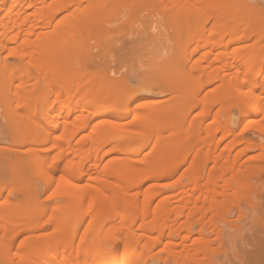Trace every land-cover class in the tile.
Instances as JSON below:
<instances>
[{
    "label": "rangeland",
    "instance_id": "obj_1",
    "mask_svg": "<svg viewBox=\"0 0 264 264\" xmlns=\"http://www.w3.org/2000/svg\"><path fill=\"white\" fill-rule=\"evenodd\" d=\"M54 1L57 4L61 3L60 6L63 3L59 0H57L59 2H57L56 0H53L52 3H51V0H45L46 3L40 4V5H44L43 7L40 5H37V4H36V7L33 5L32 6L33 8L32 7L29 8L26 6L28 9L26 8V10L24 11V13L27 15L30 13L36 14L35 11H37L38 8L39 9L37 11L38 12L37 14L41 13L40 10H42V14L45 12H48L49 15L45 14V16H47L46 17L47 18L46 24L49 21L48 18L49 19L51 18V20L49 21L51 23L48 22V24H47L48 26H46V27H48V29H50V30H48L47 28H45L44 30H46V31L48 30L47 31L48 34L54 33L55 34V41H58L57 43H59L60 45L61 44L64 45L63 47H65V48L67 46H70V44L72 43L71 44L72 47H67L66 50H63L61 52L58 51V53H57L53 50L54 52L52 51V53H57L58 58L55 57L56 60L52 61L53 62L52 65L47 67L46 65L40 66V65H43L42 64L43 62L40 61L41 64H39L40 62L38 59H37L38 60L37 63L34 62V61H37L36 60V58H38V57H36L37 53L33 52V53L29 54L27 49H25V51H23L24 50L23 48H26V45H24V43H23L24 38H26V36L28 37V35H27L29 33L28 28L30 30L29 22H26V19H25V17L27 15L23 14V11H21L19 7L12 10L9 3H5V0H0V23H1L2 27H4V25L6 23L8 24L9 27L14 26V28L7 31V33L0 35V151L2 150L0 152V153H2V154H0V173H1L0 179L3 181V184L0 185V198H1L0 199V205H1L0 207L2 208V206L5 202L4 199H6L7 194L12 199L17 200V202L19 201L18 202L19 206L17 207L18 210H16V212L12 213V212L6 211V214H4V212H5L4 211V212L0 213V215H1L0 216V218H1V221H0V264H61V263L64 264V262H66L67 264H71L69 261H67L68 255L69 256H72V255L76 256L77 254H75V253L79 252V250H81V251L78 253L80 255V258L77 259V262L79 261L78 264H96L100 261H103L106 259V257L111 256L112 254L107 253L106 256H102L103 253H101L99 256L100 257L102 256V257L99 258L98 254L100 252L99 253L94 252L93 254L91 253L93 259H90L91 257H89L86 260L82 257L83 256L82 250H85L83 248H86V250H88V252H91V250L93 249V243L92 242H91L92 244L91 243L88 244V242H87V245H84V243L82 241H80V240H83V237L84 238L86 237L85 233L88 232L87 230L90 228V225L92 223H93L92 224L93 227L96 226L95 231L97 232V234L99 232L103 233V234L100 233V237L102 236L100 241H103V239L105 240L106 235L108 237V238H106V242L107 241L112 242L113 240H116V239L120 240L119 242L121 244L119 243L120 247L118 248V251H117V254L119 255L118 256V263L119 264H129L130 259L127 257H124L125 259H123V257H122L123 256L122 254L125 253L124 251L130 253L129 250H130V248H132V246H127L125 241H124L125 239L128 240L129 238H127V237H129V236L130 237L132 236V240H136V241L140 242L139 248H144V250H147V247H149L150 245H153L151 252H148V250L146 251L147 257L145 259V264H183L184 260L182 261L180 259V257H182L180 254V250L183 246V245L181 246V243L183 241V236L189 234L190 238L194 240L195 238L200 237L199 230L201 227L200 223H196L192 229L193 233H190L189 231L186 230V226H184V225L181 226L180 223L182 221H180V218L184 219L185 215L183 213H181V210H179V208H177V207L181 206L182 208H180V209L184 208L183 210L187 211L188 208H186V207H188V206H184V204H183V203H185V201L184 202L181 201V204H180V202H177V203H179V205L177 204L178 206L176 208L181 213V216H180V213L178 215L177 212H175L176 216L177 215L180 216V218L178 219L179 225L177 224V221H176V223L173 222V218L174 219L176 218V216L174 215V211H176V210H174L173 214H172V215H174V217L172 216L173 217L172 221H170V222H172V224L170 225V222H169V224L165 225L166 226L165 230H164V227H163V229L161 228L162 230H164L163 231L164 233L156 231V230H153L154 232H151L150 229H148V231H146L147 229L144 230L143 228H141V226H143L145 224V222L147 223V227L149 224L152 223L153 220L151 221L150 218L151 217L154 218L153 214L155 211H153V209L155 210L157 204L160 203V201L158 200L159 196L161 197L159 199L162 200V197L165 195L162 193H167V192H170L171 190H178V188L181 191L183 189H186L194 180V178L192 180V177H191L193 174L195 175V179L200 178V177H197L199 170L197 172L196 168L203 169V171L201 172V173H203L202 176L207 177L209 169L213 166L212 164L214 163L213 161L215 158V157H213V154L215 152H214V150H212V149H214V139L211 140L210 138L206 137V140H205L206 143L202 142L203 144H201L200 141H197L198 144H196L195 143L196 141H192V140L188 139V140H190L188 142V141H186L187 139H185L187 144L184 143L185 141L183 143H184V146L186 148L184 146H181L179 148L182 150V151L179 150L181 153H179V151H178L179 154L178 155L176 154L177 156H174L175 157L174 162H173L174 157L170 158L172 160V162H170V164H168V166L167 165L164 166L163 171H164V173H167V172L170 173L171 168L173 169V167H175L177 164H179L181 162L182 165L180 164V169H178L176 171V173L169 175L171 177H169V176L161 177L162 179L160 177H159L160 179L155 178V180H157V181H155L153 179L154 181H152V182L149 181L150 184H148V182H147V184H146L147 186L145 185L146 188H148L154 192H156L157 190L161 191L160 195L158 197H156L157 201L155 198V201H154V203H152V206L150 203H148V204L141 203L142 202L141 201V202H138V203H141L140 205H137L138 207L136 206V204L134 205L135 207H133L131 204L132 203L131 199L135 196L130 194L133 197L129 200V202L126 201L127 207H125V205H124L126 202H121V201L119 203H116V204H115V202L111 203V204H104V205L100 206V208H103L104 211H106V212H103V209H100L96 206L93 207L94 204L92 205V203H90L91 200H90V197L88 198V195H85L84 197H82L81 200H75V199H80V198H77V196H73V195L80 194V191L86 190L85 188L88 189L87 179H86L88 176H86L87 173L85 171L89 172V169L90 168L92 169L93 168L92 165L94 164L90 160L100 158L99 160L102 163L101 167H103L104 165H106L109 162V160H112V158L115 160L119 159L118 156L124 157V156L128 155V156H126L127 158L133 157V159H135V158L140 159V157H141V159H142L145 156L151 157V155H153V150L151 153L150 152L148 153V151H150L151 148L154 149L156 144L158 143L159 136L157 137V134H159L158 132H160V129L156 126L157 127V130H156V127H155L156 124L152 125L151 127H146L145 129L143 128L144 130L143 129L140 130L142 132H139L140 134L138 133L137 135L139 136V135L143 134L142 136H139V137H141L142 140L137 139L136 137H135L136 139H129V138L127 139L126 138L125 140H124L125 137L123 139L121 138V140H119V138L118 139L113 138L114 137L113 132L116 131L115 134L118 133V131H120V129H121L119 127L122 126L123 129L124 128L128 129V128H131V127H134L135 125H137L140 118H138V119L135 118V115L136 114L139 115L141 113V111L143 110V108L146 107L147 105L154 106V110H159V111H163V112H164V110H166L165 113L168 111L167 114L169 116H170L169 112H171V111L174 112V116L172 115V118L171 117L169 118V119H171V120H169L170 123H169V121L166 122L167 120H165V122L168 124H171V122L172 123L175 122L174 124L181 125V124H183L185 119L186 120L188 119L184 123V124L188 125L189 120L191 118H193L194 120L191 119V121L193 120L192 123L194 122V124H193L194 125V132L196 134L199 132L202 125H206V124L212 122V120L214 119L215 113L220 109V107L217 109V107L219 105L215 104V105L210 106L209 107L210 109L207 108L208 111L206 112L205 109L202 110V106L199 107V104H200L202 98L204 97V93L208 92L209 90H212V86H215V85L206 84L203 81L204 79H206V77L203 76L204 79L202 77H200L201 79L198 78L200 80L197 79L196 82H192L193 86L191 85L190 88L185 87V85L189 87L190 84L189 83L185 84L183 82L184 81V78H183L184 75L182 73L181 74L176 73L174 71V68L167 69L166 64L168 62L167 61L168 59H166L164 61H162L163 59L162 60L158 59V56L155 54V51H152V46L149 43L150 33L153 35H155L156 33H162L161 36H163V38L166 41L171 42L170 37L175 36V35H173V36L171 35V34H173V31L175 34L176 30L179 28L178 26H181V24H182V26H181L182 29L184 28L183 24L186 25L185 27L188 28L189 22L187 25L188 20H185V19L183 20V17L181 18L180 15H179V17L182 20L177 19V17H178L177 15L173 16V14H175V12L173 13V11H172L173 4H171V6H169L168 9L166 7L168 4L167 5L166 4L165 5H159V7H156V8L154 7L155 10L153 11L154 8L151 9V7H149V9H151V10H148L147 6L144 7L145 6L144 4L138 2L140 0H126L125 2L128 4H126L125 2H123V3L121 2L122 4L118 3V5L116 4L117 6L115 5V7H114L115 9L113 8L112 11L109 10L108 12H106L107 15L105 17L107 18L106 22L108 25H106L105 20H103L105 22V23L103 22V24L105 25V27H107L106 31H105L106 32L105 35L108 38V40L106 39L105 41L109 42L110 53L107 55L106 53L104 54L105 51H103V53L100 52L103 55V56H101L98 53L99 49H97L95 47L90 48L92 45L93 46L95 45L93 38H95L96 36H98V37L101 36V34H99L100 32L97 33L100 36L97 34L96 35L92 34V32L91 33L89 32L91 35H89V33H85L86 36H83L84 34L82 36H80V34H78L80 36L79 37L77 35V33L76 34L73 32L71 33V30H69V31H67V33L65 35L66 38L64 36H62V38L60 39L61 35L62 34L64 35L62 28L65 27L66 20L68 23V21L71 20L72 16L76 12L80 11L81 8H82V10L84 8H86V6L88 5L86 0H83L80 2L79 1L71 2V0H68V2H71V3L69 4L67 2L68 4L67 3H65L66 5L63 4L62 8H60V12H59V9L57 8V6L60 7L59 5L55 4L56 8L58 10L55 7H53V6H55ZM65 1H67V0H65ZM72 1H74V0H72ZM133 1H134V3H133ZM40 2H41V0H40ZM136 2H138L137 5L135 4ZM229 2H231V0H229ZM232 2H233V0H232ZM252 3H254L256 5V8H260V9L262 8V10H264V0H255V2L253 0ZM141 4L143 5V9H142ZM51 5H53V6H51ZM47 6H50V8ZM78 6L80 9H78ZM40 7L44 8V10L42 8L40 9ZM136 7L141 8L143 12L133 13L131 21L126 22V17H128V15L126 14L127 10H129L130 8H135L137 10ZM51 8H52V10L53 9L54 10L51 11L50 10ZM68 8H70V9H68ZM139 8L137 11H139ZM71 11H72V13H71ZM171 11H172V13H170ZM16 13H20L21 18L17 22H12L11 18L14 14L16 15ZM250 13L252 14V16L257 14L256 11H253ZM42 14H41V17H42ZM114 14H116V15H114ZM165 14H166V16H165ZM39 15L38 16L35 15L37 17V19H39ZM168 16H170V17H168ZM175 16H177L176 19L179 21H177V20L175 21V18H174ZM43 17H44V14H43ZM109 17L112 20L110 22L108 21V20H110ZM244 18H246V17H244ZM63 20H65V21H63ZM37 21H39V20H37ZM185 21H186V23H185ZM254 21H256V18L254 19ZM39 23H40V21H39ZM56 23H58V24H56ZM168 23H169V26H168ZM27 24L29 27L27 26ZM38 24L36 23V34H35V36L39 35V37H40L39 32L41 31L42 27H40L41 24H39L40 28H37ZM50 24L54 25V26H51ZM60 24H62V26H59ZM30 25L32 27L31 22H30ZM56 25H58V26H56ZM55 27L59 28L60 30L57 28L55 29ZM176 27H177V29H176ZM109 29H112V31H109ZM174 29H176V30H174ZM258 30L253 31L252 34L249 32H246V37H245L246 39L243 40L244 42L242 41V39H241V41L238 39L234 40V41L232 40L233 43L228 44L230 46L229 50H233L234 48L239 47V45H241V47L245 46L244 43H246V42L248 43V41H250V40L252 41L253 37H259V35H262L264 33L263 32L264 31V25L261 28H259ZM42 31H43V29H42ZM49 31H52V32L49 33ZM178 31H179V29H178ZM178 31H177V33H178ZM59 33H62V34H59ZM41 34L45 35V32L41 33ZM248 34H250V35H248ZM70 35H71V38H73L74 35H77L78 36L77 39L79 38L78 39L79 41L76 40V36L74 37V39L72 41L69 37ZM91 36H93V37H91ZM63 37H64V39H63ZM84 37L87 39V41L89 40L90 42L85 41ZM247 38H248V40H247ZM35 39H37V38L35 37ZM69 39H70V41H69ZM227 40L229 41L230 37H228ZM55 41H54V43L51 42V45L53 47L55 45H57V44H55ZM74 41H76V42H74ZM77 41L80 42V44ZM63 42H66V43H63ZM75 44H77V45H75ZM62 45H61V47H62ZM84 46H86V47L84 48ZM177 46H180V45H173L172 46V49L170 50V53H169L170 55L176 50V48H178ZM15 47H17V49H18V50L15 49L16 53L13 50ZM263 47H264V44L261 45V49H264ZM52 49H54V48H52ZM73 49H75V51ZM11 50H13L12 51L13 53L11 52ZM72 50L74 52H72ZM23 52H24V55H23ZM84 52L89 53V57L91 55L92 56L94 55L93 57H95L96 54H98L100 56V57H98L99 59L97 58L95 62H93L94 58H91V59L89 58L88 61L86 60L87 64L89 65L87 67L91 68V67L97 66L96 64L99 63V64H101V66L103 65L105 68H107L108 64H109L108 62H110L111 65L109 64V66H111V67L113 66L112 67L113 70L111 71V74L113 73L112 75L114 76L116 83H120L122 81H123V83H125V84L122 83L123 86L121 85L120 87H119L120 84L117 87V84L115 83L116 87H114V91H113V93L116 94L117 93L116 91L119 92V89H121L123 91L125 90L124 92L120 90L123 93V96H124L123 98H122V93H120V92L117 93V94H121L120 95L121 98L120 97L118 98L119 101L117 100L118 101L117 103H118V105H120V107L122 106V108H123L122 115H124L123 117H125V118L122 117L123 119L121 118V120H120V118L115 117L116 120L113 119L114 122L116 121L115 123L112 122L113 124L117 123L116 125H118V126L120 124L121 125L119 127H114L115 131L111 132L110 134L108 133L109 137L113 136L112 138H109L107 136V134H105L106 136L104 134H99L100 136H98V133L94 132V130H95L94 128H96V125H98L96 123L97 122L99 123L100 120H102L104 118H108V117L102 116L103 117L102 118V117L98 116V117H95L93 119L92 112H91L92 109L89 108L88 106L86 108H83L86 105H82L80 107L81 103H78V102L88 100V97H86V99L79 100L75 96L70 95L73 92L72 85L73 86L75 85V83L73 82L75 80H76L75 82L78 84H80L83 81L82 79H84L85 81L88 80L83 85L86 86L89 84L88 86L90 87V81H89L90 78L86 79L85 77L87 75L90 77L89 74L92 72L93 68H91L90 70H87L86 73L84 72V68H82V67H85V66H84L83 62L81 63V61L86 56V55L84 57L82 56V55H84ZM92 52H93V54H92ZM258 53H259V51H258ZM27 55L29 56V58H31V60L28 58L25 59V57H23V56L27 57ZM30 55H31V57H30ZM261 55L262 54H259V56H261ZM105 56L108 59H110L111 61H109L107 58L105 59ZM230 56H229L230 57L229 60L222 62V64L218 63L219 68H218V66H216V68H217V70H219V71L222 70L225 73H227V72L228 73H231V72L236 73L239 71L240 72V77H239L240 79H239L238 86L240 87V85L242 84V80L244 78V68H243V66L239 60L234 58L233 55H230ZM262 56H264V55H262ZM81 57H83V59ZM32 59H34V60H32ZM65 59H66V62H65ZM26 60H29L30 63L32 62V64L28 65L29 61L27 63ZM91 60H92V62H91ZM97 60H100V61L97 62ZM104 60H105V62H106V60L108 62L105 63ZM83 61L86 62L85 59ZM112 61H113V63H112ZM57 62H59L60 64L59 63L57 64ZM61 63H63V64H61ZM76 63H78V65H79V63H81V65L83 64V66L79 65V67H78V65H77L76 66L77 69H76L74 66V65H76ZM71 64H72V67H71ZM106 65H107V67H106ZM51 66L53 69L54 68L56 69L57 74H55L54 80H52L49 84H47L46 81H43V79H45L46 76L52 72V71H50ZM98 66H100V65H98ZM65 67H66V69H65ZM45 68H47V69L50 68V70H46ZM95 68H97V67H95ZM63 72H64V74H62ZM66 72L72 78L74 76V78L71 79V82H69L70 76L67 75L68 78L65 76H61V75H65ZM82 72H84V73H82ZM79 73L80 74L82 73L81 77H80ZM45 74H46V76H45ZM182 75H183V77H181V78L183 80H182V84H180L181 82L178 80L180 77L177 78V76H182ZM59 76L64 77V79H61ZM88 76H87V78H88ZM262 77L264 78V74L261 75V78ZM24 78L25 79L28 78L27 79L28 81H26L27 84H24V83H26ZM78 78L80 79V81L77 80ZM11 79L13 80L12 83L15 82V84H11ZM55 80H57V81H55ZM62 80H63V82L65 81L64 82L65 84L64 83L61 84L59 82V81L62 82ZM21 81L22 82L24 81L23 84H24V86L26 85L27 87H30L33 84L37 85V83L38 84L42 83L41 86H45V87H42L43 89H41V90H43V92L40 90L39 85L37 86V89L39 90L38 93L41 94L40 103H39V101L36 102L33 106H31L30 109H27V107H25V106H17L18 105V99H15L16 97H14L16 95L18 98V95H17L18 91L19 92L24 91V89H22L24 87L23 85L20 84L21 87L17 85L18 83H21ZM34 81L36 83H32ZM39 81H41V83ZM127 81H128V83H126ZM70 83L71 84L73 83V84L71 85ZM115 84H114V86H115ZM179 84L182 85L184 88L182 86H180ZM10 85L12 86V88H10L11 87ZM88 86H86V87H88ZM199 86H200V90L198 88ZM44 88H47L45 90V91H47V93H49L51 91V93L53 95L50 96V99H51V101L52 100L54 101L56 99L54 102L45 101L47 93L44 91ZM48 88H51V90L50 89L48 90ZM202 88H204V89H202ZM37 89H36V91H37ZM197 89H198V91H197ZM213 89H214V87H213ZM15 90H16V93L14 92ZM53 90H55V91H53ZM182 90H185V91H182ZM56 91H57V93L58 92L59 93L58 94L55 93ZM93 91H94L93 94L97 93V92H95L94 89H93ZM93 91L91 90L90 93H92ZM259 91H261L264 95V89H260ZM12 92H14L15 95ZM1 93L3 94V100H1L2 99ZM184 93H185V95H184ZM196 93L199 95L196 96L197 95ZM10 94L12 97H14V99L12 97H9ZM55 94L58 97L60 95H62L59 97L60 100L57 99L58 97H55L56 96ZM66 94L69 96L68 98H67ZM64 95H66V96L64 97ZM42 97H44V98H42ZM6 98H10V99L7 100ZM61 98L64 99V101L66 99H69V100H66L68 102L65 103L66 101L63 102V100ZM73 99L74 100L76 99V100L74 101ZM57 100H58V102H57ZM119 102H120V104H119ZM47 103L49 105H47ZM50 103H52L53 108L51 107ZM57 103H59V104H57ZM73 103H74V105H73ZM62 104H64V105H62ZM194 104H196V106ZM70 105H72V106L70 107ZM11 106L14 108V110H15L14 112H13V108H10ZM66 106L70 107V108H67L70 110V112L66 109ZM177 106H178V108L176 109ZM54 107L56 110L54 109ZM59 107H60V110H59ZM61 107H63V109ZM174 107L176 110L173 109ZM212 107H214V108L211 110ZM76 109H77V111H76ZM79 109H81V110H79ZM82 109H83V112L85 111L84 113L82 112ZM174 110L177 111V114L180 112V114H178L176 116L179 117V115H180L179 118H181L183 121L175 116ZM201 110L202 111L205 110V111L202 112ZM17 111H18V113H17ZM48 111H50V112L48 113ZM59 111H60V113H62L61 116H58V115H60ZM67 111H68V113H66ZM53 112L54 113L56 112V113L54 114ZM81 112H82V114H81L82 120L78 118L77 119V121L79 122V124H78V122L73 120V119L76 117H79L78 115ZM118 112L119 111H116L114 113V115H117ZM49 114H52V115H49ZM53 114L55 115L53 117L55 121L53 120V118H49L50 116L52 117ZM110 114H112V116H114L113 112ZM190 114H192V115H190ZM28 116L34 117L36 121L39 120V121L43 122L44 125H46L45 127H46L47 131L44 128V130L37 132L38 134L42 133L41 136H46V134H47V136H49L52 133L50 135L51 137L49 136L50 137V144L47 145L46 147L50 146L51 144H54L55 140L56 141H62V142H64V144L66 143L65 147H67L71 144L72 145L73 144H80L82 142V140L85 141L86 138L89 139L88 137H90V133L94 132L95 134L91 133L92 134L91 136H93V135L97 136L99 138L98 139L99 144H100V142H101V144L103 143L102 146L100 144V147H102V148H101V150L100 149L99 150L101 152L100 151H99L100 153L98 152L97 157H95L96 155L93 154L92 155L93 158L89 157L90 159H87L86 158L87 154L83 155V157L82 156L76 157V155L74 154L75 152L73 151L72 148L64 149L65 148L64 147L62 150L59 149V151H58L57 149L52 148L53 147L52 146L51 149L48 148L49 150L45 151V150L40 149V151H39L37 149V148H40L39 145L37 146L36 144L30 143V142H32L33 138H35V137H33V136H35L34 135L35 132L32 133L34 131L33 129L30 131V129H31L30 123L28 124V122H31L32 123L31 125H34V124H33L31 117H28ZM66 116H68V117H66ZM186 116H188V117H186ZM55 117H57L58 120ZM237 117H238V112H237L236 118ZM262 117H263V114L259 118H256V119H262ZM25 118L28 121L25 120ZM46 118L49 119V120L47 119L48 123L46 122ZM98 118L100 120H98ZM173 118L174 119L177 118L176 121ZM253 118H255V117H253ZM64 119L67 122H65ZM166 119H168V118H166ZM178 119L181 122L177 121ZM70 120L75 122L76 125L77 124L80 125V123H81V127L80 126H79L80 128L78 127L79 130L74 125L73 126L75 127V129L73 126H70L73 123V122L72 123L69 122ZM90 120H92V121L89 122ZM61 121H63V122H61ZM58 122L60 123L61 126L59 125ZM88 122H89V124H88ZM68 124H69L70 128H69ZM168 124H166V125H168ZM63 125L65 126L66 129L69 128V130H70L69 133L67 132V136H66V138L68 136H69V138L71 137L69 139L68 143L66 142L68 140V138H67V140L65 138V134H66L65 129H63V132H64V136H63V132H62V128H64ZM73 129L75 130L74 132L72 131ZM123 129H122V131H123ZM127 129H125V130L127 131ZM55 130H58V131H55ZM130 130H132V129H130ZM60 132H62V133L60 134ZM70 132H71V134H70ZM73 133H75L74 137H73ZM88 133H89V135H87ZM245 133H244V135H246L245 138L252 141L251 144H253V146H251V148L248 149V151H246V153H244L242 155L243 160L249 158L250 156H254V155L261 153L260 145L262 143H264V137L259 138L257 135H255V133H253V131H249V132L246 131ZM39 135H38V137H39ZM56 135L57 136L60 135V137H57ZM81 135L84 136L85 139L80 137ZM145 136H147L148 138ZM105 137H108V138H105ZM146 138L149 139V141ZM99 140H101V141H99ZM105 141H109V142L105 143ZM114 141H116V142H114ZM191 141H192V143L194 142L196 146H194V145L190 146V144H192ZM146 142L148 145L144 146ZM20 143H22L23 146ZM118 143H120V144L121 143H123V144L127 143V144L119 146L120 144H118ZM188 143H189V145H188ZM249 144H250V142L246 143L243 146V148ZM24 145H26V147ZM117 145L119 147H123V148L127 147V150H129L128 148H130V147L134 148L132 146L136 145L135 149L137 147H138L137 150L140 148L141 153L139 152L140 154L139 153L136 154V152H135L136 150L133 152L134 149L133 150L131 149L128 152H126V150H124V152H126V153H124V152H122V150H120L123 148H119ZM206 145H208V146H206ZM3 146H9V147H11V149H6V151H5V149L2 148ZM115 146L117 147V149L114 148ZM128 146H130V147H128ZM140 146H142V147H140ZM27 147H34V150L27 151L28 149H30V148L27 149ZM201 147H202V149L205 148L203 150V152L201 150L202 153H204V151L209 150L207 153H204V155L205 154L207 155V156L205 155L207 158L203 156L204 158H206L205 164L203 163L204 158L202 156H201L202 158L198 157L197 155L194 156V154L197 153L196 151L198 149H201ZM17 148H19V149H17ZM142 148H145V149L142 150ZM20 149H22L23 151ZM68 149H69V151H68ZM10 150H11V152L13 151L16 154H12L13 152L11 153ZM211 150L214 153L211 152ZM129 152L131 153V155ZM10 153H11V156H8V155H10ZM199 153H200V151H199ZM199 153H197V154L200 155ZM22 154H23V157L18 156V155L22 156ZM12 155H14V157ZM36 155H38V157ZM35 156L37 157V159ZM43 156L48 157V159L46 158L44 161ZM75 157L77 158V161H76V164L74 167V168H76V171L74 170V172L75 173L78 172V173L75 174V173L70 172V174L72 175L71 176V175H68L66 173V167L69 163V159L70 160L75 159ZM126 157H124V158H126ZM195 157L200 158L202 161L201 165L195 163V165H199L198 167H195L194 162H193V160H195V161L197 160V158H195ZM12 158H15V161ZM5 159H7V160H5ZM61 159H63L64 161L62 160L63 161L62 162ZM42 160L44 162H46V160H47V162L45 164L43 163V165H41L40 163L42 162ZM20 161H22V163ZM207 162H208V164H207ZM209 162H211V163H209ZM202 165H203V167H202ZM76 166H78L79 169ZM258 166H257V169L260 168V170H264V161L262 163L260 161ZM193 167L195 168L194 169L195 171L193 170ZM80 169H82V170L85 169L84 170L85 173H82V170L80 171ZM192 171H193V174H192ZM31 172H33V173H31ZM61 174H63L64 177H61L62 176ZM84 174H85L86 178H85ZM6 177H8L9 179L10 178H13V179L16 178V179H14L15 181H11ZM70 179H71V182H68V180H70ZM166 179H167V181H166ZM254 179L252 178V180H250L251 181L250 184H252V185H250V187L249 186L246 187V188L249 187L248 188L249 192H247L248 191L247 189L245 191V187L243 188V190L241 187V192H244V195L242 194L241 195L242 197L239 196L237 199H233V201L231 202V204H230V210L231 211L229 212L228 215H229L230 219H232V222H230L228 225H222V227L225 230L224 235H223V237H224L223 239L227 241L229 239V237H232L233 246L230 248L228 242H226L225 244L220 246L217 243V241H215L214 244H215L216 250H215L213 256L210 257V259L208 260V262L206 264H264V222H260L259 224L255 225V226L253 224H250L251 220H257L259 218H262L261 214L264 215V197L262 199V196H264V181L261 183V182L256 181L257 178L254 177ZM16 180L19 181V184H17ZM174 180H175V183H170L171 181L173 182ZM190 180H192V181L190 182ZM83 181H85V182H83ZM176 181H178V182H176ZM167 182L170 183V185L167 184ZM159 183H161V184H159ZM175 184H177V185H175ZM58 185H59V187H58ZM246 185H248V184H246ZM1 186H2V188H1ZM10 186H11V188L13 187L14 190H12L10 188ZM18 186H20V188ZM60 186L62 187V189ZM171 186H173V188H176V189H172ZM16 187H18L19 189ZM183 187H185V188H183ZM253 187H255V189H256L255 192H254ZM70 188H72V189L70 190ZM9 190H11V191L9 192ZM261 191L263 192V194ZM33 192L35 193V195ZM67 192H68V195H67ZM246 192H247V194L250 193L248 196H251V197H247ZM258 192H260V194H262V196L260 194H258V196L260 195L261 198L257 199L258 196L252 198V193L254 196V193H256V195H257ZM31 193H33L32 194V195H34L33 197L31 195ZM69 194L71 197L69 196ZM158 194H159V192H158ZM129 197L130 196H127V198H129ZM31 198H33L34 200ZM71 198H73V199H71ZM252 200H254V201H252ZM21 202L24 205H22ZM129 204L133 207V209ZM143 204H144V206H142ZM33 205H34V207H33ZM69 205L73 206V209L69 208ZM146 205L151 206L150 212L148 210V212L151 216L149 214H148L149 215L148 216L146 213V210H144L148 207ZM31 207H32V209H30ZM64 207H66V209ZM95 207L97 209L101 210L100 212H101L102 216H101V214L98 213L99 210L95 209ZM24 209L26 210V216H24V217L22 216V218H21L20 214L25 213ZM95 210H97V211H95ZM143 210L146 214L145 215L146 217L144 216ZM71 211H73V212H71ZM96 213L99 214L97 217H100V219L96 220V215H95ZM13 214L18 215V217L15 216V218L20 219V222H16L14 224H12V223L8 224L9 218H11V216H8V215L14 216ZM3 215H4V217H5V215H7L8 217L6 216V218H8V219L5 220L2 217ZM31 215H32V217L34 216L33 217L34 219L31 217ZM27 216H30V217H27ZM29 218H31L33 221L34 220L35 221L33 222ZM74 218L81 219V223H79L77 225V228L79 229V231H77L78 234L76 235V237H74L75 239L73 237H72V239H70V236L65 234V232H64V234L69 237V238L67 237L66 240L64 239L65 241H62L64 243H66V246H64L65 244L64 243L62 244L60 240L63 239L64 237L66 238V236H64V234H62L64 237L60 236L61 233H59L60 230H58V228H59L58 224H62L61 226H63L64 223H67V224H65L67 227L68 223L71 224V221L73 223ZM11 219L15 220L14 218H11ZM11 219H10V221H12ZM64 219H65V222H64ZM5 221H7V222H5ZM17 221H19V220H17ZM60 221L64 222V223H59ZM92 221H94L95 223ZM147 221H149V224ZM179 221H180V223H179ZM174 223H175L176 227H175V225H174V227L172 226ZM70 224H69V226L71 229L73 227ZM221 224L222 223L219 222V226ZM179 226L184 228V230L181 229L180 232H182V234L180 236H178V234H177V233H179L178 232L179 230L177 231V227H179ZM246 226H248V227H246ZM168 227L170 229H168ZM144 228H146V227H144ZM56 231H59V232H56ZM149 231L152 234H150ZM132 232L133 233L136 232V235L138 234L137 236L139 238L142 237L144 239V241L146 240V243L141 244L143 242L142 241L143 239L142 238H141V240L136 239L135 235ZM83 233L85 234V236ZM173 234H174V236H173ZM55 235L57 236L56 239L59 237L57 240H53V238H52ZM147 236H148V238H147ZM61 237H63V238H61ZM98 237H99V234H98ZM172 237L174 239V242L176 241V243H179V244L174 243L176 245L177 249H179V250H176L177 252L179 251V254L175 252L176 256L178 255L177 257H175L174 254L168 252V250H167V245H168L169 241H171ZM36 239L40 243H41L42 239L43 240L45 239V241L43 243H41V245L39 243L37 244L40 246H42V244H45V242H49V241L51 242V244L47 243L49 245L48 247H46L47 246L46 244H45L46 246L44 245L45 248H44V246H42V248H43L42 250H41V247H38L37 245L34 244L35 246H37L39 248L38 249L36 247L37 248L36 250H38L39 253L41 250L42 251L41 253H43V255H44V257L42 256V258H40L42 254L41 253H40L41 255L38 254L40 256V257L37 256L38 259L35 258L36 257L35 255H32L33 253L31 254V253L27 252V247L30 250V246H31L28 241H30V242L33 241L34 243H36ZM69 240H71L73 242L72 243L73 246L67 245V241L69 242ZM96 241H98V239ZM148 241H150V242H148ZM74 242H75V244H74ZM80 242H82L83 244H81ZM68 244H70V243H68ZM88 245L92 248H90V247L87 248ZM180 246H181V248H180ZM76 247H77V249H76ZM81 247H82V249H80ZM31 249H32V247H31ZM69 249H70V252L68 253ZM58 250H60V252H58ZM76 250H77V252H76ZM62 251H63V253H61ZM65 251L68 254L65 253ZM85 251H83V252H85ZM121 251H123V252H121ZM26 252L31 254L30 256H33V257H31L32 259L30 257H28L30 259V261L27 260L28 258L26 256H28V255ZM128 253L127 254L125 253L124 256H127ZM120 256H121V258H120ZM62 261H64V262H62ZM189 264H192V263H189Z\"/></svg>",
    "mask_w": 264,
    "mask_h": 264
},
{
    "label": "bare ground",
    "instance_id": "obj_2",
    "mask_svg": "<svg viewBox=\"0 0 264 264\" xmlns=\"http://www.w3.org/2000/svg\"><path fill=\"white\" fill-rule=\"evenodd\" d=\"M52 1L53 0H51V3H52ZM59 1L63 2L61 6H60L61 3L57 4V3H55V1H54V5L56 4V5L60 6V7L57 6V8L59 9V12H60V8H62L63 4L66 5L65 3H67L68 0L67 1L59 0ZM59 1H57V2H59ZM76 1L80 2V1H83V0H74V1L71 0V2H76ZM125 1L126 0H86V2L88 4V5L86 4L87 5L86 8L83 7L84 8L83 10L81 8L80 11L76 12L74 15L72 14L73 16H72L71 20L68 21V23H67V20L65 19L67 24L64 22L65 23V27L62 28V30L64 32V35L62 33H59V34H62L60 39L62 38V36L65 37L67 31H69V30H71V33L72 32L75 33V34L77 33V35L80 34V36H82L83 34H84L83 36H86L85 33H89V32L90 33L92 32V34H95V35L98 32H100L99 34H101V36L99 34H97L100 37L96 36L95 38H93L95 45L94 46L92 45L90 48L95 47V48L99 49L98 53L101 56H103L101 54V53H103V51H105L104 54L106 53L108 55L110 53V50H109L110 47H109V42L105 41L106 39L108 40V38L105 35L106 34L105 31H106L107 27H105V25L103 24V22H104L103 20H105V22H106V19H107L105 17L107 15L106 12H108L109 10L112 11L116 4L118 5V3H121V2L123 3ZM252 1L251 0H233V2H232V0H231L232 3L229 2V0H140V1H138V2H140L142 4H144L145 5L144 7L147 6L148 10H151L154 7L155 8L159 7V5H165V4L166 5L168 4L166 6L167 9H168L169 6H171V4H173L172 11H173V13L175 12V14H173V16L177 15L179 17V15H180L181 18L183 17V20L184 19L188 20L187 21V25H188V22H189L190 26L188 25V28L185 27L186 25L183 24L184 28L182 29V27H181L182 24H181V26H178L179 27L178 28L179 31H178L177 27H176L177 30L174 29V30H176V33L174 34V31H173V34H171L172 36L175 35L174 37H170L171 38V42L166 41L163 38V36H161L162 33H156L155 35L150 33V35H149V43L152 46V51H155V54L158 56V59H161V60L163 59L162 61L168 59L167 60L168 62L166 64L167 69L174 68V71L176 73H180V74L182 73L184 75V77L182 75V76H177V78L183 77L184 78L183 82L185 84H187V83L190 84L189 87L186 86V85H185V87L190 88L191 85L193 86L192 82H196V80L198 78H200V77L203 78V76L206 77V79L203 78L204 79L203 81L206 84L215 85V86H212V90H209L208 92L204 93V97L202 98V100H201V102L199 104V107L202 106V110L205 109L206 112H207L208 111L207 108H209L212 105L218 104L219 106L217 107V109L219 107H220V109L218 111L216 110L217 112L215 113L214 119L212 120V122L208 123V124L205 123L206 125H202V127L200 128V130H199V132L197 134L194 132V125H193L194 122L192 123V121L194 120L193 118H191V119H193L192 121H191V119L189 120V124L188 125L184 124L188 120V119L186 120L185 118H184L185 120H184L183 124H181V125L177 124L176 125V124H174L175 122L174 123L171 122V124H172L171 125V124H168L166 122L171 120L169 118L170 117L172 118V115L174 116V112H172V111L169 112V114H170V116H169L167 114L168 111L165 113L166 110H164V112L163 111H159V110H154V106H152V105H147L146 107L143 108L141 113L139 112L140 113L139 115H137V114H136L137 116L135 115V118H137V119L140 118L138 123L136 122L137 125H135L134 127L128 128V129L127 128L123 129L122 126H121V127H119V128H121L120 131H118V133L115 134L116 131L114 130L113 125H116L117 123L113 124V123L116 122V121L114 122L113 119H115V117H118L121 120V118L124 116V115H122V111H123L122 106L120 107V105H118V103H117L119 101L118 98L119 97L121 98V96H120L121 94H117V93H119V92L122 93L121 91H123V90L119 89V92L115 90L117 92L116 94H114L113 91H114V87H116V84H117V87L120 84L119 85V87H120L122 85L123 81L120 82V83H116V80H115L114 76L112 75L113 73L111 74V71L113 70V68H112L113 66L112 67L109 66L110 62H108L107 60H106V62L109 63V64L107 63L108 67L106 65L107 68H105L103 65L101 66V64L97 63L96 64L97 66L91 67L93 69L95 67H97V68H95L94 70L92 69V72L89 74L90 77L88 75H87L88 78H87V76L85 77L86 79L90 78V80H89L90 81V87L92 86L91 87L92 89L88 86L89 84L86 85L88 87L83 85L88 80L85 81L84 79H82L83 81L80 84L76 83L75 82L76 80H75V81H73L75 83L74 86L72 85L73 83L72 84L70 83L72 85V87H73L72 88L73 92L72 93L70 92L71 94L69 93L71 96H75L79 100L86 99V97H88V100L82 101V102H78V103H81L80 107L82 105H86L83 108H86L88 106L89 108L92 109L91 112H92L93 119L95 117H98V116H100V117H102V116L103 117H108V118H104V119H102L103 118L102 117L101 118L102 120H100L98 118V120H100V121H99V123L98 122L96 123L98 125H96V128H94L95 129L94 132L98 133V136H100L99 134H104V135L107 134V136H108V133L110 134L111 132L115 131V132H113L114 134L112 133L114 137L113 136H110V137L108 136V137L109 138L113 137V138H117V139L119 138V140H121V138L123 139L124 137H125L124 140L126 138L127 139L128 138L129 139H136L137 138V139L142 140L141 137H139V136H142L143 134L139 135V136L137 134L139 132H142L140 130H142L143 128L145 129L146 127H151L152 125L156 124L155 127L157 126L160 129V132H158L159 134H157V137L159 136L158 143L156 144L155 148L153 147L154 149L151 148V150L148 151V153L149 152L151 153L152 150H153V155H151V157H148V156L146 157L145 156L142 159H141V157H140V159L139 158L133 159V157L132 158L131 157L127 158L126 156H128V155L124 156L126 158H124L122 156L121 157L118 156L119 159L115 160V159L112 158V160H109V162L106 165H104L103 167H101L102 163L99 160L100 158L99 159L96 158L94 160H90V161H92L94 163L92 165L93 168L92 169L90 168L89 172L85 171L87 173L86 176H88L87 178H86V176L84 174L85 178L87 179V187H88V189L85 188L86 190L80 191V194L73 195V196H77V198H80V199H75V200H81L82 197H84L85 195H88V198L90 197V200H91V202L90 201L89 202L92 203V205L94 204L93 207L96 206V207L100 208V206H102L104 204H111V203H114V202L116 204V203H119L120 201L121 202H126V201L129 202V200L133 196H135V197H133L131 199V202H132L131 204H132L133 207H135L134 206L135 204L137 206V205H140L141 203H146V204L150 203L151 206H152V203H154L155 198L160 195L161 191L157 190L159 192V194H158L157 191L154 192V191L146 188L147 182H148V184H150V182L154 181L155 178L167 177V176H169V175H171L173 173H176V171L178 169H180L181 162L179 164H177V165L175 164L176 165V166L174 165L175 167L172 166L173 169L171 168V172L170 173H168V172L164 173V171H163L164 166H166V165L168 166V164H170V162H172V160L170 158H173L174 156H177L179 153H181L179 151L181 149H179V148L181 146H184V143H186V141H188V142L190 140L196 141L195 142L196 144H198L197 141H200L201 144H203L202 142L206 143L205 142L206 137L210 138L211 140L214 139V149H212V150H214L215 153L212 150H211V152L214 153L213 157H215V158H214V161H213L214 163L212 164L213 166L209 169L207 177L202 176L203 173H201V172L203 171V169L196 168L197 172L199 170L197 177H200V178L195 179V175L193 174V171H192L193 175L191 173L190 174L192 175L191 176L192 180H193V178H194V180L186 189H183V188H185V187H183L182 191L178 188V190H171L170 192L162 193V194H165V195L163 196L161 194L163 196L162 200L159 199V198H161L160 196L158 198L160 203L157 202L158 204H157L155 210L153 209V211H155L154 214H153L154 218H152V217L150 218L151 221L153 220L152 223L150 222L151 224H149V221H150L149 220V221H147L148 224H149L148 227H147V223L146 222H145L146 225L142 224L146 228L141 226V228H143L144 230L147 229L146 231H148V229H150L151 232H154L153 230H156V231L164 233L163 231L166 228L165 225L169 224V222L172 221V218L174 217V215L176 216L175 212H177V214L179 215L180 211H178L177 208H179V210H181V213H183L185 215L184 216L185 218L184 219L180 218V216H181V213H180V216L177 215L175 219L173 218V222L176 223V221H177V224H178V219L180 218V221H182L183 223L182 222L180 223V221H179V223L181 224V226L182 225L186 226V230L189 231L190 233H193L192 232L193 226L196 223H200L201 224V227H200V230H199L200 237H197V238H195L193 240V239L190 238L189 234L188 235H184V236L182 235L183 236V241L181 243V246L182 245L183 246H182V248L180 246V248H181L180 254H181V256L183 258L180 257V259L182 261L184 260L183 264H189V263H192V264H206L208 262V260L210 259V257L213 256V254H214V252L216 250L215 244H214L215 241H217V243L220 246H222L226 242L229 243V247L230 248L233 246L232 237H229V239L227 241L223 239L224 238L223 235H224V231L225 230L222 227V225H228L230 222H232V219H230V217L228 215L229 212L231 211L230 210V204L233 201V199H237L242 194L244 195V192H241V187H242V190H243L244 187H245V191H246V189L248 190L250 185H252V184H250V182H251L250 180H252V178L253 179H254V177L257 178V180H256L257 182H261L262 183L264 181L263 180L264 179V170H260V168L257 169V166L260 163V161H261V163L264 161V143H262L260 145L261 153H259L257 155H254V156H250L249 158H247L245 160L242 159V155L244 153H246V151H248V149H250L251 146H253V144H251L252 141H250L249 139L245 138V136H246V135H244V133L246 132L244 130L245 126H247V129H248L247 131L248 132L249 131H253V133H255V135H257L259 138L264 137V95H263V93L261 91H259L260 89H264V78L263 77L261 78V75L264 74V56H262V55H264L263 54L264 53V51H263L264 49H261V45L264 44V33L262 35H259V37H253L254 36L253 35L252 36L253 37L252 41L250 40L251 42L248 41V43L247 42L244 43L245 46L241 47V45H239V47H237V48H234L235 47L234 46L233 50H229L230 46L228 45L229 43H233L232 40L233 41L237 40V39L240 40V41H241V39H242V41L245 40L246 39L245 38L246 37V32H249V33L252 34L253 31L258 30L259 28H261L264 25V10H262V8L261 9L260 8H256V5L254 3H252ZM41 2H40V0H5V3H9L10 4V7H11L12 10L17 8V7H19L20 10L23 11V14H25L24 11L26 10L27 7L30 8L33 5L36 7V4L40 5V4L46 3L45 0H41ZM71 2H68V3L70 4ZM138 2H136L135 4L137 5ZM254 2H255V0H254ZM133 3H134V1H133ZM126 4H128V3H126ZM56 5L55 6L51 5V6L56 8ZM40 6L43 7L44 5H40ZM42 7H40V9ZM47 7L50 8V6H47ZM139 7H136L137 10H138ZM149 7H151V9H149ZM155 8L153 9V11L155 10ZM38 9H37V11H38ZM42 9L44 10V8H42ZM68 9H70V8H68ZM78 9H80L79 6H78ZM140 9L141 8H139V11H137L135 8H130L129 10H127L126 14L128 15V17H126V22H130L131 21L133 13H141V12H143L142 11L143 5H142V9L141 10ZM50 10L53 11L54 9L52 10V8H51ZM37 11H35L36 14H34V13H32V14L30 13L28 15L25 14V15H27L25 17V19H26V22H29L30 30L28 28V31H29V33L27 34L28 37L26 36V38H24V42L23 43H24V45H26V48H23L24 49L23 51H25V49H27L29 54L33 53V52L37 53L36 57H38V58H36V60L38 59L39 62L40 61L43 62L42 63L43 65H40V66L46 65L48 67V66L52 65V63H53L52 61L56 60L55 57L58 56L57 55L58 51L61 52L63 50H66L67 47H72L71 46L72 43L70 44V46H67L66 48L63 47L64 45L61 44L62 45V47H61V45L59 43H57L58 41H55V34L54 33L51 34L50 32H52V31H49L50 34H48V32H47L50 29H48V27H46V26H48L47 24L51 20V18L50 19L48 18L49 21L46 24V21H47L46 17L47 16H45V14H48V12L43 13L44 14V17H43L42 10H40L41 11V13H39L40 15L37 14L38 13ZM172 11L170 13H172ZM253 11L257 12V14L254 15V16H252V14L250 13V12H253ZM71 13H72V11H71ZM41 14H42V17H41ZM166 14H165V16H166ZM35 15L36 16L39 15V19H37V17ZM114 15H116V14H114ZM177 16L174 17L175 21L177 19H181L180 17L178 18ZM168 17H170V16H168ZM176 17H177V19H176ZM244 17H246V18H244ZM20 18H21V14L20 13H16V15L14 14L12 16L11 21L12 22H17V21L20 20ZM255 18H256V21H254ZM109 19H110V20H108L109 22L112 21L110 17H109ZM37 20H39L40 23ZM65 20H63V21H65ZM177 21H179V20H177ZM30 22L32 24V27L30 25ZM36 23L37 24L38 23L41 24L40 27H42L43 31L45 32V35L41 34V33H44L42 31V29H41V31L39 30L40 32L38 31L39 34H40V37H39V35L35 36V34H36ZM49 23H51V22H49ZM58 23H56V24H58ZM185 23H186V21H185ZM39 24L37 25L38 26L37 28H40ZM106 25H108L107 22H106ZM27 26H28V24H27ZM51 26H54V25H51ZM56 26H58V25H56ZM59 26H62V24H60ZM168 26H169V23H168ZM13 28H14V26H10L9 27L7 23L4 25V27H2V25L0 23V35L7 33V31H9L10 29H13ZM45 28H47L48 30L47 31L44 30ZM56 28L57 27H55V29ZM57 29H59V28H57ZM109 31H112V29H109ZM177 31H178V33H177ZM90 33H89V35H91ZM77 35H74L73 38H71V35L69 37L73 41L74 37L76 36V40H78L79 38L77 39V37L79 35L78 36ZM248 35H250V34H248ZM35 37L37 39H35ZM64 37H63V39H64ZM91 37H93V36H91ZM228 37H230L229 41L227 40ZM70 39H69V41H70ZM247 40H248V38H247ZM54 41H55V44H57V45H55L56 47L55 46L53 47L51 45V42L54 43ZM85 41H87L86 38H85ZM74 42H76V41H74ZM87 42H90V41L88 40ZM63 43H66V42H63ZM78 43L80 44V42H78ZM75 45H77V44H75ZM173 45H180V46H177L178 48H176V50L170 55L169 53H170V50L172 49ZM85 47L86 46H84V48ZM52 48H54V49H52ZM15 49H17V47H15L13 49L14 52L16 53ZM13 50H11V52ZM53 50L55 52H57V53H52ZM73 50L75 51V49H73ZM73 50H72V52H74ZM258 51H259V53H258ZM92 54H93V52H92ZM259 54H262V55L259 56ZM23 55H24V52H23ZM97 55L98 54H96L95 57H93L94 55L93 56L91 55L89 57V53H85L84 52V55H82V56L83 57L85 56L84 57L85 61L86 60L88 61L89 58L90 59L94 58L93 62H95L96 59L98 57H100L99 55L98 56ZM230 55H233L234 58L239 60L241 62V64H242L243 68H244V78L242 80V84L240 83L241 84L240 87L238 86L239 79H240L239 78L240 77V72L239 71L236 72V73L235 72H231V73L227 72V73H225L224 71H222V70L219 71L216 68V66H218V63L222 64V62H225V61L229 60V58L231 57ZM23 57H25V59L28 58V59L31 60V58H29L28 55H27V57L26 56H23ZM30 57H31V55H30ZM83 57H81V58L83 59ZM106 58L107 57L105 56V59ZM32 60H34V59H32ZM38 60L34 61V62L37 63ZM83 60L81 61V63L83 62L85 67H82V68H84V72L86 73V71L90 70L91 68L87 67V66H89L87 64V61L84 62ZM92 60H91V62H92ZM108 60L111 61L110 59H108ZM28 61L29 60H26L27 63H28ZM98 61H100V60H97V62ZM41 62L39 64H41ZM65 62H66V59H65ZM104 62H105V60H104ZM58 63L59 62H57V64ZM81 63H79V65H81ZM112 63H113V61H112ZM30 64H32V62L30 63V61H29L28 65H30ZM61 64H63V63H61ZM83 64L81 66H83ZM77 65H78V63H76V65H74L75 68H76ZM79 65H78V67H79ZM98 65H100V66H98ZM71 67H72V64H71ZM50 68H51V70H50ZM50 68L49 69L45 68L46 70L52 71L47 76L45 74L46 78L43 79V81H46L47 84H49L52 80H54L55 74H57L56 73L57 71H56L55 68L53 69L52 66ZM218 68H219V66H218ZM65 69H66V67H65ZM84 72H82V73H84ZM62 74H64V72ZM81 74H80V77H81ZM67 75H68V73L66 72L65 75H61V76L67 77ZM61 76H59V77L61 79H64V77H61ZM68 76H70V75H68ZM73 78H74V76H73ZM73 78L70 76V78H69L70 81L69 82H71V79H73ZM180 78L178 80L181 82V83L180 82L179 83L182 84V80L183 79L182 78L180 79ZM27 79L28 78L25 79V82L28 81ZM200 79H198V80H200ZM77 80L80 81L79 78ZM12 81L13 80L11 79V84H15V82L12 83ZM55 81H57V80H55ZM39 82L41 83V81H39ZM59 82L61 84H63L65 81L63 82V80H62V82L61 81H59ZM23 83H24V81L23 82L21 81V83H18V84L16 83V84L18 86H20V84L23 85V86H24V84H27V82L24 83V84ZM32 83H36V82L34 81ZM126 83H128V81ZM41 84H38V83H37V85L33 84L30 87H27L26 85H25L26 87L22 86L23 87L22 89H24V91H22V90H21L22 92L18 91V94H17L18 98L15 95L16 90L14 91L15 93L12 92L15 95L14 97H16L15 99H18V105L17 106H25V107H27V109H30L31 106H33L36 102L39 101V103H40L41 94L38 93L39 90L37 89V86L39 85L40 90L43 89L42 87H45V86H41ZM114 84H115V86H114ZM123 84H125V83H123ZM180 86H182V85H180ZM213 87H214V89H213ZM10 88H12V86ZM198 88L200 90V86ZM36 89H37V91H36ZM46 89L47 88H44V91ZM49 89L51 90V88H48V90ZM93 89L97 93L93 94L94 93ZM202 89H204V88H202ZM91 90L93 91L92 93H90ZM41 91L43 92V90H41ZM53 91H55V90H53ZM182 91H185V90H182ZM197 91H198V89H197ZM45 92L47 93V91H45ZM55 93H57V91ZM51 95H53L51 93V91L49 93H47L45 101L54 102L56 99L54 98L55 100L51 101V99H50ZM66 95H64V97ZM184 95H185V93H184ZM198 95L199 94H197L196 96H198ZM60 96H62V95H60ZM1 97H2L1 100H3V94L1 95ZM9 97H12L11 94H10ZM14 97H12V98L14 99ZM55 97H58V96L56 95ZM59 97L57 98L58 100H60ZM68 97L69 96L67 95V98ZM123 97L124 96H123V93H122V98ZM42 98H44V97H42ZM6 99L8 100L10 98H6ZM58 100H57V102H58ZM62 100H63V102H65L66 100H69V99H66L65 101H64V99H62ZM67 102L68 101H66L65 103H67ZM50 104H51V107L53 108L52 103H50ZM57 104H59V103H57ZM119 104H120V102H119ZM47 105H49V104L47 103ZM62 105H64V104H62ZM73 105H74V103H73ZM194 105L196 106V104H194ZM71 106L72 105H70V107ZM63 107H61V108L63 109ZM70 107L66 106V109L70 108ZM10 108H13V107L11 106ZM177 108H178V106L176 107V109ZM213 108L214 107H212L211 110ZM54 109H55V107H54ZM173 109H175V107ZM59 110H60V107H59ZM67 110L70 112L69 109H67ZM79 110H81V109H79ZM14 111L15 110L13 108V112ZM68 111L66 113H68ZM76 111H77V109H76ZM114 111L115 112L119 111V112H118L117 115H114V113H115ZM204 111H202V112H204ZM49 112L50 111H48V113ZM82 112H83V109H82ZM82 112L79 113V115L77 114L79 117L75 116L76 118H74L73 120L77 121L78 118L81 119L82 118V116H81ZM112 112H113L114 116H112V114H110ZM237 112H238V117H237L238 119L236 118ZM17 113H18V111H17ZM59 113H60V111H59ZM54 114H53L52 117L50 116L49 118H53L55 116ZM61 114L62 113H60V115H58V114L57 115L61 116ZM178 114H180V112ZM178 114H177V111H175V116L178 115ZM262 114H263L262 119H256V118H259ZM49 115H52V114H49ZM190 115H192V114H190ZM28 117H31V116H28ZM57 117H55V118H57ZM66 117H68V116H66ZM165 117L168 118V119H166ZM176 117L179 118L180 115H179V117L178 116H176ZM186 117H188V116H186ZM253 117H255V118H253ZM123 118H125V117H123ZM31 119H32L34 125H31L32 124L31 122H28V124L30 123V128H31L30 131L32 129L34 130L32 133L35 132L34 133L35 136H33L35 138H33L32 142H30V143L36 144L37 146L39 145L40 148H37L39 151H40V149L41 150H45V151L49 150V149H51L52 146H53L52 148L57 149L59 151V149L62 150L65 147L66 143L64 144V142L56 141V140H55L54 144H51L50 146L46 147L47 145L50 144V137H51L50 135L52 133L49 135L50 137L47 136V134H46L47 137L46 136H41L42 133H39L40 134L39 135L37 132L44 130V128L46 129V127H45L46 125H44L43 122H41L39 120L36 121L34 117H31ZM47 119L48 118H46V122L48 123ZM176 119H174V120L176 121ZM179 119H181V118H179ZM179 119L177 121L181 122ZM25 120H27V119L25 118ZM53 120H54V118H53ZM57 120H58V118H57ZM165 120H167V121L165 122ZM64 121L67 122L65 119H64ZM91 121L92 120H90L89 122H91ZM61 122H63V121H61ZM69 122L72 123L73 121L70 120ZM89 122H88V124H89ZM73 123L70 126L74 125L79 130V128L81 127V123H80V125H78L79 122H78L77 125H76L75 122H73ZM169 123H170V121H169ZM166 124H168V125H166ZM59 125H60V123H59ZM68 126H69V124H68ZM70 126H69V128H70ZM157 127H156V130H157ZM69 128L66 129L65 126H64V128H62V132H63V129H65V133H66L65 134V138L67 136V132L69 133V131H70ZM74 129H75V127H74ZM74 129L72 130L73 132L75 131ZM122 129H123V131H122ZM125 129H127V131ZM130 129H132V130H130ZM46 131H47V129H46ZM55 131H58V130H55ZM62 132H60V134ZM94 132H91V133L93 134ZM91 133H90V137H88L89 139L86 138L87 139L86 140L85 137L82 136L84 134L83 133L80 137L84 138L85 141L82 140V142L80 144H73V145L72 144L71 145L68 144L69 146L65 147L64 149L72 148L73 151L75 152V153L74 152L73 153L76 155V157H78V156H82L83 157V155H86V154H87V157H86L87 159H90L93 154L96 155L95 157H97L98 156V152L102 148V147H100L101 142L99 144V142H98L99 138L97 136H95V135L91 136L92 135ZM70 134H71V132H70ZM74 134L75 133H73V137H74ZM38 135H39V137H38ZM87 135H89V133ZM63 136H64V132H63ZM57 137H60V135L57 136ZM108 137H105V138H108ZM145 137H147V136H145ZM67 138H68V140H67ZM67 138H66V140H67L66 142L68 143V141H69V139L71 137L69 138V136H68ZM185 139H187V140L185 141ZM188 139H190V140H188ZM101 140H99V141H101ZM147 140L149 141V139H147ZM192 141H191V143H192ZM106 142H109V141H105V143ZM114 142H116V141H114ZM248 142H250V144L243 148V146L246 143H248ZM193 143L190 144V146L191 145L196 146L195 143L194 144ZM20 144L22 145V143H20ZM102 144H101V146H102ZM118 144H120V143H118ZM124 144L121 143L119 146L124 145ZM146 145H148L147 142L145 143L144 146H146ZM188 145H189V143H188ZM24 146L26 147V145H24ZM135 146H132L134 148H131L130 146H128V147H130L128 149L129 150H131V149L133 150L134 149L133 152L136 150L135 151L136 154H138L139 152L141 153V149L139 148L137 150L138 147L135 149ZM206 146H208V145H206ZM140 147H142V146H140ZM2 148L5 149V151H6V149H11V147H9V146H3ZM28 148H30V149H28ZM114 148L117 149L116 146ZM119 148H123V147H119ZM17 149H19V148H17ZM27 149H28L27 151L34 150V147H27ZM69 149H68V151H69ZM144 149L145 148H142V150H144ZM204 149L205 148L202 149V147H201V149H198L200 151V153H199L198 150L196 152L199 153L200 155H198L196 153V154H194V156L197 155L200 158H202L203 156L206 157L207 155L205 154L206 155L205 156L204 153H207L209 150L204 151V153H202ZM20 150H22V149H20ZM120 150H122V152H124V150H126V152L129 151V150H127V147H124L123 149H120ZM201 150H202V152H201ZM178 151H179V153H178ZM10 152H11V150H10ZM126 152H124V153H126ZM11 153L8 156H11ZM0 154H2V153H0ZM12 154H16V153L13 152ZM130 155H131V153H130ZM12 156L14 157V155H12ZM18 156L19 157H23V154H22V156L21 155H18ZM36 156L38 157V155H36ZM37 157H36V159H37ZM76 157H75V159H71V160L69 159V163H68V165L66 167V173L68 175H71L70 172L75 173L74 170L76 171V168H74L75 164H76V161H77ZM198 157H195V158H197L196 161L193 160L194 165H195V163L201 165L202 161ZM46 158L48 159V157H44L43 158L44 161H45ZM206 158H204V161H203L204 164L206 162ZM12 159H14V161H15V158H12ZM5 160H7V159H5ZM62 160L63 159H61V161ZM174 160H175V157L173 159V162H174ZM44 161L42 160V162L40 164L43 165V163L45 164L47 162V160H46V162H44ZM20 162L22 163V161H20ZM209 163H211V162H209ZM207 164H208V162H207ZM203 165H202V167H203ZM198 166L199 165H195V167H198ZM76 167L78 168V166H76ZM194 169L195 168L193 167V170ZM81 170L82 169H80V171ZM84 170H82V173H85ZM31 173H33V172H31ZM77 173H75V174H77ZM61 175H62L61 177H64L63 174H61ZM0 177H1V173H0ZM169 177H171V176H169ZM6 178H8V177H6ZM14 179H16V178H14ZM14 179L10 178L9 180L15 181ZM175 180L173 182L171 181L170 183H175ZM192 180H190V182ZM155 181H157V180H155ZM166 181H167V179H166ZM68 182H71V179L68 180ZM83 182H85V181H83ZM176 182H178V181H176ZM170 183L167 182V184H169V185H170ZM1 184H3V181L0 179V185ZM17 184H19V181H17ZM159 184H161V183H159ZM246 184H248V185H246ZM175 185H177V184H175ZM2 186H1V188H2ZM247 186H249V187L246 188ZM18 187L20 188V186H18ZM18 187H16V188H18ZM58 187H59V185H58ZM171 187H172V189H176V188H173V186H171ZM10 188H11V186H10ZM253 188H254V192H255L256 189H255V187H253ZM11 189L14 190L13 187ZM61 189H62V187H61ZM71 189L72 188H70V190ZM10 191L11 190H9V192ZM247 192H249V190ZM247 192H246L247 197H251V196H248L250 193L247 194ZM33 193H31V195ZM130 194L133 195V196H131ZM258 194H260V192H258L257 195H256V193H254V196H253V193H252V198L257 197ZM262 194H263V192H262ZM262 194H260V195L262 196ZM34 195H35V193H34ZM34 195H32V197ZM67 195H68V192H67ZM260 195L257 197V199L261 198ZM69 196H70V194H69ZM127 196H130V197L127 198ZM263 197L264 196H262V199H263ZM31 199H33V198H31ZM71 199H73V198H71ZM4 200H5V202H4L3 206H2V208L0 207V213H2L4 211H5L4 214H6V211L14 213V212H16V210H18L17 207L19 206L18 205L19 201L17 202V200L12 199L11 197L8 196V194L6 195V199H4ZM254 200H252V201H254ZM156 201H157V198H156ZM181 201H183V202L185 201L186 204L183 203V202L182 203L184 204V206H188V207H186V208H188L187 211L183 210L184 208L180 209L182 207L178 206L179 203H177V202H180V204H181ZM127 202L124 204L125 207H127ZM138 202H141V203H138ZM22 205H24V204L22 203ZM142 206H144V204ZM146 206H148V207L146 209H144V210H146V213L148 215L150 210H151L150 209L151 206H149V205H146ZM33 207H34V205H33ZM66 207H64V208L66 209ZM96 207H95V209H97ZM133 207H132V209H133ZM69 208L73 209V206L69 205ZM30 209H32V207ZM100 209H103V208H100ZM100 209H97V210H99L98 211L99 214H101V212H100L101 210ZM97 210H95V211H97ZM144 210H143V212H144ZM148 210H149V212H148ZM174 210H176V211H174ZM173 211H174V215H172ZM71 212H73V211H71ZM103 212H106V211H104V209H103ZM99 214H97V213L95 214L96 215V220L100 219V217H97ZM13 215L14 216H12V215H8V216H11V218H14L16 220L17 218H15V216L18 217V215L17 214L16 215L13 214ZM20 215H21V218H22V216L23 217L26 216V210H25V213H21ZM32 215H31V217H32ZM145 215L146 214L144 212V216ZM6 216L7 215H5V217H4V215H3L2 217L5 220H7L8 218H6ZM101 216H102V214H101ZM261 216H262V218H259L257 220H251L252 223L250 222V224H253L255 226V225L259 224L260 222H264V215L261 214ZM27 217H30V216H27ZM11 218H9L8 224L9 223L14 224L16 222H20V219H17L19 221H17V220L15 221V220H12ZM10 219L12 221H10ZM29 219H31V218H29ZM0 221H1V218H0ZM61 221L59 223H64L65 219H64V222H61ZM5 222H7V221H5ZM92 222H94V221H92ZM219 222L222 223L220 226H219ZM79 223H81V219L74 218L73 223L71 221V224L68 223L67 227L65 225L67 223H64L63 226H61L62 224H58V227H59L58 230H60V232L59 231H56V232L61 233L60 236H63L62 234H64V232H65V234L69 235L70 239H72V237L74 238L78 234L77 231H79V229L77 228V225ZM175 223L172 225L173 227H174ZM69 224L73 227V228H71L72 230L70 229ZM92 224L90 225V228L87 230L88 232L85 233L86 237L85 238L83 237V240H80V241H82L84 243V245H87V242H88V244L92 242L93 243V249L91 250V252H88V250H86V248H83L86 251L82 250V253H83L82 257L87 260L89 257H91L90 259H93L91 253L93 254L94 252H97V253L100 252L98 254L99 258H101L102 256H106L107 253H111L112 254L111 256L106 257L105 260L100 261V262H98L96 264H119L118 263V256L119 255L117 254V251H118V248L120 247L119 246V243H120L119 241L120 240L116 239V240H113V241L111 240L112 242H109V241L106 242V239L105 240L103 239L102 242H103L104 245H106V247H100V243H101L100 240L102 238V236L100 237V233L101 232L98 233L99 234V237H98V234L95 231V229H96L95 227L96 226L93 227ZM171 224H172V222H170V225ZM181 226L177 227V231L179 230L178 231L179 233H177L178 236H180L182 234V232H180L181 229L184 230V228H182ZM60 227L61 228L63 227V228L61 229ZM163 227H164V230H162ZM169 227H168V229H170ZM175 227H176V225H175ZM246 227H248V226H246ZM151 232L149 231L150 234H152ZM65 234H64V236H66ZM85 234H84V236H85ZM101 234H103V233H101ZM133 234L135 235L136 239L141 240L142 237L139 238L137 236L138 234L136 235V232L133 233ZM173 236H174V234H173ZM56 237H57L56 235L53 236L52 237L53 240H57L59 238L58 237L56 239ZM63 237H61V238H63ZM67 237L68 236H66V238L64 237L63 239L60 240L62 244L64 243L62 241H65L67 239ZM96 238L98 239V241H96L97 240ZM106 238H108L107 235H106ZM127 238H129V239L128 240L125 239L124 241H125L127 246H132V248H130V250L131 249L132 250L131 251L129 250L130 253L124 251L126 254L128 253V255L124 256L125 253L122 254L123 255L122 256L123 259H125L124 257L129 258L130 259L129 264H145V259L147 257L146 256V254H147L146 251L148 250V252H151L153 245H150L149 247H147V250H144V248H139L140 242H138L136 240H132V236L131 237L129 236ZM147 238H148V236H147ZM44 241H45V239L44 240L42 239L41 243H43ZM142 241L143 242L141 244H143V243L145 244L146 243V240L144 241V239H143ZM28 242H29V244L31 246H30V250L27 247V252H29L31 254L33 253L32 255H35L36 259H38V257H40L38 254H40L42 252L41 251L43 249L42 246H44L46 244L47 246L46 245L45 246L48 247L49 246L48 244H51V242L49 241V242H45V244H42V246H40L41 243L39 241H37V239H36V243H34L33 241L32 242L28 241ZM82 242H80V243L83 244ZM148 242H150V241H148ZM38 243L40 245H37ZM68 243H70L71 245L68 244ZM72 243L73 242L71 240H69V242L67 241V245H69V246H73ZM174 243H176V241L174 242V239L172 237L171 241H169V243L167 245V250H168V252L174 254L175 257H177L178 255L176 256L175 252L179 254V251L178 252L176 251V250H179V249H177V247H176V245ZM34 244L37 245L38 247H41L40 253H39L38 250H36L38 247L35 246ZM64 244H65L64 246H66V243H64ZM74 244H75V242H74ZM176 244H179V243H176ZM45 246H44V248H45ZM31 247H32V249H31ZM89 247L90 246L88 245L87 248H89ZM90 248H92V247H90ZM76 249H77V247H76ZM80 249H82V247ZM80 251L81 250H79V252ZM83 251H85V252H83ZM58 252H60V250H58ZM69 252H70V249H69L68 253ZM76 252H77V250H76ZM79 252L75 253V254H77L76 256H73V255L69 256L68 255V260L67 261H69L71 264H78L79 261L77 262V259L80 258V255L78 254ZM121 252H123V251H121ZM29 253H27L28 256H26V257L27 258L28 257H30V258L33 257V256H30L31 254H29ZM61 253H63V251ZM65 253H67V252L65 251ZM101 253H103V254L100 257L99 255ZM41 254H40L41 255L40 258H42V256L44 257L43 253H41ZM120 258H121V256H120ZM27 260L30 261L29 258ZM62 262H64V261H62ZM61 264H63V263H61ZM64 264H67V263L64 262Z\"/></svg>",
    "mask_w": 264,
    "mask_h": 264
},
{
    "label": "snow or ice",
    "instance_id": "obj_3",
    "mask_svg": "<svg viewBox=\"0 0 264 264\" xmlns=\"http://www.w3.org/2000/svg\"><path fill=\"white\" fill-rule=\"evenodd\" d=\"M113 127H119L118 125H113ZM245 131H247L248 129H247V126H245V129H244ZM106 239V238H105ZM100 247H106V245H104L103 244V242L101 241V243H100Z\"/></svg>",
    "mask_w": 264,
    "mask_h": 264
}]
</instances>
